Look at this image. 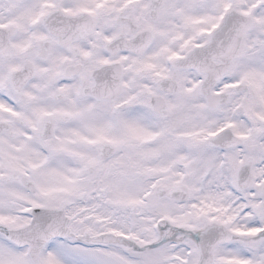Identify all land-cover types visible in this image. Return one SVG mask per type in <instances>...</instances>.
<instances>
[{"label":"snow or ice","instance_id":"snow-or-ice-1","mask_svg":"<svg viewBox=\"0 0 264 264\" xmlns=\"http://www.w3.org/2000/svg\"><path fill=\"white\" fill-rule=\"evenodd\" d=\"M0 264H264V0H0Z\"/></svg>","mask_w":264,"mask_h":264}]
</instances>
